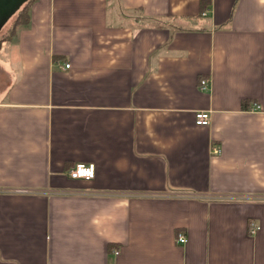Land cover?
Returning <instances> with one entry per match:
<instances>
[{
	"label": "crops",
	"instance_id": "0c3cea01",
	"mask_svg": "<svg viewBox=\"0 0 264 264\" xmlns=\"http://www.w3.org/2000/svg\"><path fill=\"white\" fill-rule=\"evenodd\" d=\"M0 264H264V0H31L0 41Z\"/></svg>",
	"mask_w": 264,
	"mask_h": 264
},
{
	"label": "built area",
	"instance_id": "2783aa9c",
	"mask_svg": "<svg viewBox=\"0 0 264 264\" xmlns=\"http://www.w3.org/2000/svg\"><path fill=\"white\" fill-rule=\"evenodd\" d=\"M204 13H202L203 15ZM68 64H64V68H67ZM208 86V80L206 78H200L198 80V89L201 91H205ZM257 108V106H255ZM194 124L198 126H206L209 123V111H196L193 115ZM211 153L217 154L219 152V149L217 147H211L210 148ZM67 175L71 179H82V180H89L94 175L93 170V164L92 163H83L78 162L73 164L72 167H70L67 170ZM258 229V225L254 224L252 222H249L248 224V233L254 234L256 230ZM176 241L179 244L185 243L186 239L185 236L181 233H177L176 235Z\"/></svg>",
	"mask_w": 264,
	"mask_h": 264
},
{
	"label": "trees",
	"instance_id": "16d2710c",
	"mask_svg": "<svg viewBox=\"0 0 264 264\" xmlns=\"http://www.w3.org/2000/svg\"><path fill=\"white\" fill-rule=\"evenodd\" d=\"M31 0H26L24 3H22L19 8L10 16L13 17V20L10 22L8 27L6 28L5 32H3L0 36L1 40H7L10 38V36L13 34L15 28L25 21V11L26 8ZM9 17V18H10ZM8 18V19H9ZM192 19V18H190Z\"/></svg>",
	"mask_w": 264,
	"mask_h": 264
},
{
	"label": "water",
	"instance_id": "95a60500",
	"mask_svg": "<svg viewBox=\"0 0 264 264\" xmlns=\"http://www.w3.org/2000/svg\"><path fill=\"white\" fill-rule=\"evenodd\" d=\"M26 0H0V29L8 18L19 8Z\"/></svg>",
	"mask_w": 264,
	"mask_h": 264
},
{
	"label": "rangeland",
	"instance_id": "374dc122",
	"mask_svg": "<svg viewBox=\"0 0 264 264\" xmlns=\"http://www.w3.org/2000/svg\"><path fill=\"white\" fill-rule=\"evenodd\" d=\"M13 20V17H10L1 27L0 29V36L3 32H5L6 28L8 27V25L10 24V22Z\"/></svg>",
	"mask_w": 264,
	"mask_h": 264
}]
</instances>
